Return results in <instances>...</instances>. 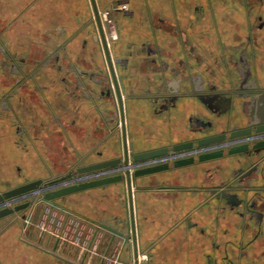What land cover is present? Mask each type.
Returning a JSON list of instances; mask_svg holds the SVG:
<instances>
[{
	"label": "crops",
	"instance_id": "1",
	"mask_svg": "<svg viewBox=\"0 0 264 264\" xmlns=\"http://www.w3.org/2000/svg\"><path fill=\"white\" fill-rule=\"evenodd\" d=\"M169 1L129 0V6L137 14L132 20H122L121 42L113 50L116 57L126 60L121 75L128 117L123 122H129L134 152L186 139L191 117L209 119L217 130L223 125L224 117L212 116V110L203 100L187 93L188 80H180L181 93L166 107L161 106L163 86L176 74L199 76L205 88L233 87L242 77L238 60L243 57L253 82L264 89V36L261 34L257 44L254 43L256 56L250 58L252 50L244 47L247 31L242 27L236 29L243 26L241 22L247 15L235 7V1L228 0L234 7L227 4L223 8L216 0H210L216 10L211 16L204 11L186 12V0ZM199 1L196 5L205 4ZM80 2L82 0H0V38L4 35L6 38L20 37L26 45L25 51L30 46L34 49L36 43L47 37L56 39L63 22L79 20ZM170 5L176 12L169 11ZM144 6L148 10L146 13ZM209 22H214L218 28L211 31ZM175 25L182 29L179 37L174 32ZM191 25L194 33H204L196 37L197 42L190 40L187 28ZM16 40L4 43L8 51L18 56L17 51L6 46H12ZM128 43H132V47L126 49ZM151 43L156 49L149 53L147 47ZM40 97L48 107V116L37 110L39 105L32 104L34 108H31L28 98L16 94L11 99L9 111H5L6 118L8 114L14 118L8 120L9 124L6 120V126L0 121V157L2 153L5 156L0 161V193L19 185H6L7 182H2L3 173L12 174L14 168L19 167L22 172L35 175L25 169L30 168L31 161L42 169L51 164L45 158V147H38L50 137L48 133L54 132V128H47L50 117L61 133H66L68 150L79 161L78 166L120 156L117 135L110 133L105 125L109 115L99 112L101 121L92 123L91 118L99 111L93 100L82 96L68 98L69 114L63 111L67 100L61 94L42 93ZM25 108L34 116L24 114ZM126 112L123 104L122 114ZM31 117H34L33 122ZM237 118V125L245 124L246 117ZM14 119L21 124L18 126L22 129V138L15 135ZM63 121H69L68 126ZM41 134H44L42 140ZM32 149H36L35 160L30 154ZM236 161L237 158H231L141 176L131 182L130 190L124 185L125 198L121 184H112L51 203L39 202L26 210L25 220L18 214L14 219L0 220V264H132L133 245H140L146 251L150 264H264V218L261 235L249 244L255 225L250 223L245 231L244 221L226 204L209 199L205 191L229 178ZM37 173L31 180H43L39 177L42 174ZM246 182L258 192H248L247 199L254 200L256 210L264 212V191L256 187L263 185L264 178H247ZM125 218L130 235L127 248L123 247V241L91 223L95 221L125 232ZM224 244L230 246L225 259L221 250ZM237 245L244 246L241 256ZM141 255L146 261V255ZM143 261L141 264H145Z\"/></svg>",
	"mask_w": 264,
	"mask_h": 264
},
{
	"label": "flooded vegetation",
	"instance_id": "2",
	"mask_svg": "<svg viewBox=\"0 0 264 264\" xmlns=\"http://www.w3.org/2000/svg\"><path fill=\"white\" fill-rule=\"evenodd\" d=\"M103 1V0H102ZM185 1V0H184ZM196 1L198 0H186L188 3L187 6H185V11L187 12L190 10L192 13H198L201 11L206 12L208 15L215 14V4H212L210 0H200L199 2L205 1V4L202 5H196ZM217 4L220 3V6L223 8L226 7V5H230L229 1H235L236 6L238 8H241L247 17L241 22L243 26H237L236 29H239L240 27L244 28V30L247 31L246 36V45L244 47L250 48L252 52L250 51V58L256 56V48L255 44H257V40L260 39L261 34L264 36V0H216ZM171 2V0L169 1ZM98 15L100 17L103 34L105 37V41L107 44L109 57L111 60V65L113 69V75L111 74V71L108 66V62L106 59V56L104 54L103 48L101 47V41L98 34V30L96 27V22L94 18V14L90 5L89 0H87V5L89 7L90 16L93 20L92 23V29L97 34V42L100 47V51L102 53V62H103V70H101L104 79L107 80L108 88L106 90L100 89V91L97 93V88H94L93 85L96 81L92 79L93 75H89V73H85L83 71L76 70V73L79 74L80 80L76 83L75 90L72 91L73 97H80L82 96L85 99H91L94 102V105L97 107L98 110L100 105L98 102H104L105 99H111L112 101V112L113 117L108 118L105 121V125L109 127L110 133H115L118 138V142L120 145V156L123 158L124 153L122 155V147H123V132L127 136L125 137V144H126V151L130 153V148H132V141L130 137V131H129V122H127V128H124L122 109L120 110L118 102L115 104L114 95L115 92H112V89L114 90V85L112 80H116L118 88L120 90L121 94V101H122V107L123 104L125 105V110H127V117H128V104H127V96L125 94V90L123 87V76L121 75V69L125 65L126 60L123 58H118L114 55V46L117 43L121 42V34H122V20L128 19L132 20L134 15L137 14L136 10L134 8H131L129 6V0H111L110 7L106 9V18H103L102 14L103 12L100 9L101 0H95ZM186 5V4H185ZM192 6V7H191ZM231 7H234L230 5ZM175 7H171L169 11L172 13L176 12L174 11ZM143 11L146 13L148 10L143 7ZM150 12V11H149ZM106 22V24H105ZM209 28L211 31H214L217 26H215L214 22H209ZM186 26L185 28H187ZM190 29V35L191 39L197 42V36L199 34H204L203 32H199L197 34L193 32L194 27L193 25L189 26L187 28ZM181 27L175 25V34L178 35V37L181 35ZM88 33H90V30H87ZM263 32V33H262ZM110 33L113 34V37L109 35ZM255 36V38H254ZM113 40V44L111 41ZM188 40V39H187ZM100 42V43H99ZM255 43V44H254ZM83 44L86 45V49H89L87 45V41L84 40ZM126 49H129L132 47V43H128L126 45ZM59 49H61L63 46L61 43L57 45ZM102 48V50H101ZM3 53L5 54L6 63L9 64L8 69L10 70V75L17 74L20 77L15 82V86L12 87L11 93H5L0 98L6 99L5 102V108L8 110L11 107V99L13 95L18 94V89L22 88L24 85H28L27 82H24L26 80H30L29 78H32L31 72L33 70H26L27 69V60L25 58H20L16 54L11 53L8 51V49L3 46ZM58 52H54L55 55V63H59V50ZM156 49V45L154 43H151L147 47V51L150 53L151 51ZM55 50V48H54ZM50 56L44 57L43 62L37 63L35 66L38 69L40 66H42L46 59ZM245 58L241 57L238 60V64L241 72L242 77L238 79V84L235 86H225L224 88L217 89L215 86L213 87H207L202 84V80L199 76L196 75H187L183 74L181 75L176 74L172 78L168 79L171 81H168L163 86V98H162V104L161 106L166 107L169 105L178 95L181 93L179 90V84L180 80H188L189 90L187 93L191 96H195L200 98L206 103V106L209 107L212 112L211 115L215 117L222 116L224 117L223 125L217 130L215 129L213 123L209 119H198L195 117H191L190 122V128L188 132V137L181 142H178L176 144L185 143V142H191L192 147L190 150H208L196 155H192L189 157H193L194 162L191 165L194 164H202V163H208L212 161H223V160H229L231 158H237L238 161L236 168L231 173L230 177L227 179H223L209 187L206 188V194L209 197V199H213L216 201H220L223 204H226L230 210L234 211L243 221H244V227L243 229L246 231L252 223V226L255 225L253 231L254 234L251 238H249L250 242L249 244L255 242L258 237L261 235V221L264 218V212L260 210H256V203L252 199H247L248 192H251L254 190L255 194L258 193L257 190H255L248 182H246L247 178L250 179L252 177H262L264 178V147L256 148L254 147L257 143L264 141V131L261 132H255V129L259 126L264 125V89L259 88L255 82H253V79L251 78V72L248 66L246 65ZM244 66V68H242ZM1 67V65H0ZM35 68V69H36ZM247 68V69H246ZM58 71L62 70L61 65L57 66ZM86 79V80H83ZM62 79V78H61ZM24 80V81H23ZM61 82H65V78L61 80ZM92 85V87H90ZM37 87V85H36ZM80 87V88H79ZM39 90V86L37 87ZM41 89V88H40ZM67 90V88H66ZM43 91V90H42ZM78 91V93H77ZM115 91V90H114ZM263 98H262V97ZM262 98V99H258ZM239 105L240 110L237 111V107ZM117 108L119 109V112H117ZM239 112V113H238ZM238 115V116H237ZM246 117V122L244 125H237L236 119L237 117ZM249 129L250 133L246 136H240L235 138H230V134L237 131H242ZM20 126H17V132L21 134L20 132ZM223 135L224 139L207 144L199 146L197 144L198 140L205 139L211 136H220ZM127 141V142H126ZM169 145V146H162L159 148H168L171 149L172 146L176 145ZM131 145V146H130ZM240 146H246L247 150L243 153L234 154V155H228L227 152L235 147ZM157 149V148H155ZM153 150V149H151ZM220 151L222 153V156L220 158L206 161V162H197V157L200 154L204 153H210V152H218ZM172 152L169 150L168 154H171ZM130 156V155H129ZM187 157V158H189ZM171 168V161L167 162ZM169 169V170H170ZM168 171V170H167ZM43 181V180H42ZM259 187L260 191H264V183L263 185L256 186ZM240 195V196H239ZM21 214V213H19ZM16 216V215H15ZM240 245V244H239ZM238 248V254L239 256L243 255L244 252V246H239ZM246 246V245H245ZM123 247L127 248L125 244H123ZM230 246L222 245L221 250L223 253V258H227V248ZM243 248V249H242ZM138 252L143 253L146 255V262L145 264H150L149 262V255L146 253V251L142 250V247L138 246ZM235 264V263H232Z\"/></svg>",
	"mask_w": 264,
	"mask_h": 264
},
{
	"label": "rangeland",
	"instance_id": "3",
	"mask_svg": "<svg viewBox=\"0 0 264 264\" xmlns=\"http://www.w3.org/2000/svg\"><path fill=\"white\" fill-rule=\"evenodd\" d=\"M111 0H101L100 9L103 12L102 16L103 18H106V9L110 7ZM79 15H81L78 19L74 20L70 19L68 21L63 22L62 30L59 35H57L56 39L53 37L49 38L47 37L45 40H41L38 44L36 43L34 45V49L31 48V46L25 51L26 45L21 41L22 39L19 38H9L1 36L0 38V97L5 93H11L12 87L15 86V82L20 77L17 74L10 75V70L8 69L9 64L6 63L5 54L3 53L2 47L5 46V41H9V39L16 40L15 43L11 44L12 46H8L11 50H15L19 53L18 57L25 58L27 60V71L33 70L31 72L32 78H29L30 80H26L24 82H27L28 85H24L22 88L18 89V94L21 96L24 95L26 98H28V105L32 107V104H37L39 107H36L37 110H39L41 113L46 112V116H48V107H45L44 104H46L44 101H42V98L40 97L42 93H57L61 94L62 98L64 100L73 97L72 91L75 90L76 83L78 80H80L79 74L76 73V70L83 71L85 73H89V75H93L92 79L96 81L93 85L94 88H97V93L100 91V89L103 88V90H106L108 88L107 80L104 79L103 74L101 70H103V62H102V53L100 51L99 44L97 42V34L92 29V23L93 20L90 16L89 7L87 5V1L82 0V2L79 3ZM87 30H90V33L87 32ZM56 34L59 33V30L55 32ZM111 38L113 37V34H109ZM31 40L33 38H30ZM87 41V45L89 49H86V45L83 44V41ZM38 41V40H37ZM43 41V42H42ZM3 42V43H2ZM61 43L62 48L59 49L57 45ZM100 43V42H99ZM113 44V40L111 41ZM45 45V46H43ZM102 47V46H101ZM55 48V50H54ZM30 49V51H28ZM59 51V63H55V53ZM102 50V48H101ZM50 56L46 59L45 63L40 66L38 69L36 68V64L43 62L44 57ZM61 65L62 70L58 71L57 66ZM36 68V69H35ZM65 78V82H61V80ZM83 80H86L83 78ZM39 86V90L37 87ZM92 87V85H90ZM41 88V89H40ZM67 88V90H66ZM80 88V87H79ZM43 90V91H42ZM112 92L114 90L112 89ZM78 93V91H77ZM99 94V93H98ZM72 99V98H71ZM6 99L0 98V121H3L4 126H6V120L9 124V121L14 118L12 116H9L6 118L5 111L6 110ZM64 104H67V106L63 109L64 112L70 114V109L68 107L69 101H65ZM74 104V103H73ZM100 105L99 110L97 114L93 115L92 123L94 120H96V123L98 120L101 121V117L99 116V112L101 114H104L106 116L109 115L110 118H112L113 112H112V101L111 99L107 98L105 101L98 102ZM108 104V105H106ZM106 105V106H103ZM10 109V108H9ZM8 109V111H9ZM24 114H28V110L25 108ZM30 116H34L33 112L29 111ZM28 114V115H29ZM99 116V117H98ZM108 117V118H109ZM123 117V120L127 119L126 113ZM125 117V118H124ZM34 118V117H33ZM33 118H30V121L33 122ZM69 119V117H67ZM9 120V121H8ZM15 120V119H14ZM50 120V121H49ZM47 119V124L49 121V124L47 125V128L51 129L54 128L53 131L50 134V137L45 138L46 141L39 143L38 147L44 146L45 149L43 150L45 152V158L46 160H50L49 162L51 164L47 165L43 169L38 166L37 164H33L31 161L30 168H27L29 172H33L35 175L37 172L39 174H42L39 177L43 178V181H49L53 178L59 177L61 175H64L66 173H69L70 171L74 170L79 165V161H77L75 155L71 154L68 150L69 143H68V137L66 133H61L60 128L58 129L55 125V122L51 119ZM35 121V120H34ZM127 121V120H126ZM63 124L68 126L67 123L69 121H63ZM124 123V122H123ZM15 129L17 131L18 124L16 123V120L14 121ZM30 124V123H29ZM32 124V123H31ZM21 125V124H19ZM124 127L127 128V122L124 124ZM69 128V127H68ZM105 129V128H104ZM20 130L21 127H20ZM57 132V133H56ZM17 138H22L24 135L21 133V135L16 132ZM44 134H41L40 139H44ZM22 136V137H21ZM47 136V135H46ZM67 148L65 150L64 148ZM63 148V149H62ZM62 149V151H61ZM5 151V150H4ZM36 149L30 150V154L34 155L35 157ZM61 155V156H60ZM60 156V157H59ZM55 157V158H54ZM57 157V158H56ZM5 156L1 155L0 161L4 160ZM82 164L83 161L81 162ZM45 169V170H44ZM52 169V170H51ZM19 167H15L14 171L11 173H3V181L7 182L6 185H15V184H23L26 182L33 181L31 180L35 175L31 173H24L21 171ZM38 174V173H37ZM16 187V186H15ZM123 190V187H122ZM4 191V190H1ZM123 195V193H122ZM42 196V195H39ZM38 198V196L34 199ZM33 202V203H34ZM39 204H42L41 202ZM14 205V204H13ZM11 205V206H13ZM26 210L22 214H18L19 218L25 220L26 219ZM16 217L15 215L13 217H9L14 219ZM125 255H122V260H124ZM146 262V261H143Z\"/></svg>",
	"mask_w": 264,
	"mask_h": 264
},
{
	"label": "water",
	"instance_id": "4",
	"mask_svg": "<svg viewBox=\"0 0 264 264\" xmlns=\"http://www.w3.org/2000/svg\"><path fill=\"white\" fill-rule=\"evenodd\" d=\"M89 2L91 5L93 14H94L96 27H97L98 34L100 37L101 45H102L104 54L106 56L109 69L111 71V74L113 75L111 60L109 57L107 44H106L105 37L103 34V29H102L100 17L98 15L97 6L95 3V0H89ZM105 24H106V22H105ZM112 81H113V85H114V90H115L114 92H115L116 100H117L119 108L121 110L122 109V104H121L122 101H121L120 90L118 88L116 80H112ZM261 131H264V125L259 126L255 129V132H261ZM249 133H250V130L246 129V130H242V131L233 132L230 134L229 137L235 138V137H240V136H246ZM122 135H123L122 150H124V152H125L126 146H125V137H124L125 134H124V132ZM223 139H224L223 135L211 136V137H208L205 139L198 140L197 144L199 146H202V145L211 144V143L223 140ZM191 147H192L191 142H185V143L176 144V145L172 146L171 149H168L165 147V148H157V149L147 150V151H142V152H134L130 148V158L133 162H138V161L147 160V159H153V158L161 157V156H167V157L172 158L173 156H168L169 150L172 153H178L181 151L190 150ZM254 147H256V148L264 147V141L257 143ZM246 150H247L246 146L235 147V148L230 149L227 152V154L228 155L239 154V153L245 152ZM221 156H222V153L220 151L204 153V154L198 155L197 162H206V161H210V160L220 158ZM128 157L129 156L124 155L123 162H122L121 157H118V158L111 159V160H105V161H101V162H97V163H93V164L78 166L77 168L70 171L69 173L64 174L60 177L51 179L49 181L34 180V181H30V182L20 184V185L14 187V188H11L7 191L1 192L0 193V206H2L5 202L10 201V200L15 199V198H18V197H32V199L26 200V201L19 203V204H15L12 207L0 208V220L12 217V216L19 214V213H21V212H23L29 208H33V206L39 202L51 203V202H54V201L59 200V199H64L67 196H70V195H73V194H76L79 192H83V191H87V190H91V189H95V188H100V187H104V186H108V185H112V184H121V186L123 187V198H125L124 185H126L127 189L130 190V184L132 181L134 182V180L136 178L141 177V176L157 174V173L164 172V171H167L170 169L169 164L167 162H165V163L155 165V166L136 169L131 174L126 169L125 177L121 174H116L113 176H107V177L98 178V179H94V180H88V181H81V182H77V183L67 182L73 176H76V175H84V174L94 172V171H99V170H103V169H107V168H114V167L119 166L121 163L124 166H126ZM171 162H172L171 168L177 169V168H181V167L189 166V165L193 164L194 159H193V157L176 158V159H173ZM49 186H50V188H49ZM40 193H42V196H38V198L34 202V199H35L34 196H36ZM124 206H125V210L127 212V202L126 201L124 203ZM91 223L96 224L97 226H99V228L111 233L116 238L123 241V244H125L128 247L127 241L130 239V235H129V230H128L127 218H125V220H124L125 232H119L115 228H112L111 226H108V225L102 224V223H96L95 221H91ZM134 254H135L134 257H136L137 253L135 252ZM66 264H72V263L67 262Z\"/></svg>",
	"mask_w": 264,
	"mask_h": 264
},
{
	"label": "built area",
	"instance_id": "5",
	"mask_svg": "<svg viewBox=\"0 0 264 264\" xmlns=\"http://www.w3.org/2000/svg\"><path fill=\"white\" fill-rule=\"evenodd\" d=\"M208 150H185V151H181L178 153H171L168 156H173L171 157H167V156H161V157H156L153 159H147V160H142V161H138V162H133L130 158V156L128 157L127 160V165L124 166L122 163L114 168H107V169H103V170H99V171H94V172H90L84 175H76L73 176L70 180H68L67 182H72V183H77V182H81V181H88V180H94V179H98V178H103V177H107V176H113L116 174H121L125 177V171L126 169L129 171V173L131 174L134 170L136 169H141V168H146V167H150V166H155V165H159L168 161H172L173 159L176 158H186L192 155H196L202 152H205ZM122 162H123V158ZM50 188V186H49ZM46 191V190H45ZM39 195H42V193L34 196L35 198ZM32 197H18L15 199H12L10 201L5 202L2 206H0V208L2 207H12L11 205H15V204H19L22 203L26 200H31ZM13 205V206H14ZM144 260V256H142L140 253H138L136 255V257L133 256L132 253V259L131 262L132 264H141L142 261ZM123 264V263H120Z\"/></svg>",
	"mask_w": 264,
	"mask_h": 264
},
{
	"label": "bare ground",
	"instance_id": "6",
	"mask_svg": "<svg viewBox=\"0 0 264 264\" xmlns=\"http://www.w3.org/2000/svg\"><path fill=\"white\" fill-rule=\"evenodd\" d=\"M124 155L129 156L130 153H129L128 151H125V152H124ZM123 157H124V156H123ZM135 252H136L137 254L139 253V252H138V247H135V248H134V246H133V250H132L133 256H135V254H134Z\"/></svg>",
	"mask_w": 264,
	"mask_h": 264
}]
</instances>
